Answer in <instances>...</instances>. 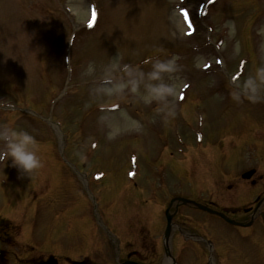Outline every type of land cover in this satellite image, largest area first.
Returning <instances> with one entry per match:
<instances>
[{"label": "rangeland", "instance_id": "1", "mask_svg": "<svg viewBox=\"0 0 264 264\" xmlns=\"http://www.w3.org/2000/svg\"><path fill=\"white\" fill-rule=\"evenodd\" d=\"M204 1L0 0V106L24 108L16 115L1 110L0 130L29 133V149L40 165L20 173L0 162V179L8 182L0 183V222L10 218L18 234L24 220L34 218L33 236L19 250L48 255L54 242L72 258H88L85 264H118L133 251L142 264H168L164 209L175 195L249 220L255 196L264 191V101L247 100L235 90L230 93L236 98L226 101L224 91L231 83L250 91L242 85L251 78L264 96L256 71L264 68V0H216L201 15ZM169 62L168 70L155 67ZM183 92L186 104L178 101ZM197 95L205 112L197 121L203 129L199 150L191 131L179 138L174 132L180 131L179 111L194 122L190 100ZM63 138V160L85 162L84 180L92 181L96 198L105 192L97 207L100 223L83 176L61 160ZM180 141H188L192 151L181 163ZM255 167L253 178L263 176L261 181L240 178ZM136 173L141 188L134 194L126 179ZM66 181L80 192L76 199L86 194L83 210L75 202L69 214L64 206L72 192ZM32 189L43 192L40 199L35 190L28 195ZM149 190L153 202L144 201ZM260 208V219L241 230L251 237H242L219 217L181 204L169 239L173 256L178 264H206L211 255L216 262L228 256L229 264H264V202ZM69 215L75 219L68 233ZM42 232L49 239L38 250ZM107 232L119 239L106 242ZM194 233L213 238L217 249L210 253L202 241L192 240Z\"/></svg>", "mask_w": 264, "mask_h": 264}, {"label": "clouds", "instance_id": "2", "mask_svg": "<svg viewBox=\"0 0 264 264\" xmlns=\"http://www.w3.org/2000/svg\"><path fill=\"white\" fill-rule=\"evenodd\" d=\"M171 62L168 64L157 63L156 68L161 70L170 69ZM257 74L260 77V81L264 83V68H257ZM152 76H156L157 73L153 72ZM242 87L255 93L260 85L254 83L251 78H248ZM251 100L257 99L255 96L249 97ZM0 140H3L4 146L0 148V162L4 164L8 162L10 166H14L17 169H24L31 171L34 168H38L39 159L35 152L29 149V145L34 142V138L23 130H0ZM10 158V160H9Z\"/></svg>", "mask_w": 264, "mask_h": 264}, {"label": "water", "instance_id": "3", "mask_svg": "<svg viewBox=\"0 0 264 264\" xmlns=\"http://www.w3.org/2000/svg\"><path fill=\"white\" fill-rule=\"evenodd\" d=\"M183 202H186V199H182ZM199 208H202V209H205V210H208L210 212H215L214 210H211L207 207H205L204 205H201V204H198V203H195ZM222 215V214H221ZM223 216V215H222ZM171 214H168V224H167V228H166V232H165V236L166 238H168L169 234H170V230H171ZM47 263V262H46ZM44 263V264H46Z\"/></svg>", "mask_w": 264, "mask_h": 264}, {"label": "snow or ice", "instance_id": "4", "mask_svg": "<svg viewBox=\"0 0 264 264\" xmlns=\"http://www.w3.org/2000/svg\"><path fill=\"white\" fill-rule=\"evenodd\" d=\"M237 75H238V74H237ZM233 79H235V77H233ZM185 87H187V85H185ZM113 107H115V105H114ZM130 175H131V173H130Z\"/></svg>", "mask_w": 264, "mask_h": 264}]
</instances>
